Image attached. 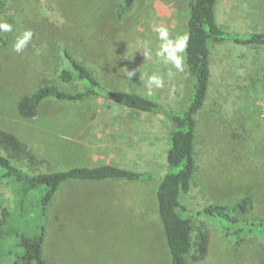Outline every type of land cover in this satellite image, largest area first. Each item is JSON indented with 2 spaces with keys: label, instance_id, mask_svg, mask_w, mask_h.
Returning <instances> with one entry per match:
<instances>
[{
  "label": "rangeland",
  "instance_id": "rangeland-1",
  "mask_svg": "<svg viewBox=\"0 0 264 264\" xmlns=\"http://www.w3.org/2000/svg\"><path fill=\"white\" fill-rule=\"evenodd\" d=\"M25 3L23 9L20 5ZM124 0H9L3 20L13 26L0 43V127L12 132L49 164L46 171L105 164L156 175L149 182H69L48 212L44 255L47 264H170L157 189L165 171L171 125L162 114L136 113L104 97L71 103L44 101L33 119L18 104L48 84L73 92L64 81L63 50L89 66L103 84L142 94L165 106H179L186 88L183 71L156 55L162 41L156 27L176 40L188 36L189 0H136L122 17ZM219 25L238 33L264 31V0H218ZM34 36L19 54L16 38ZM145 48L148 55H145ZM231 55L235 46L219 47ZM258 76L239 91L218 77L196 132L197 171L184 204L194 227L210 235L208 256L196 264H264V236L227 234L214 219L199 214L210 204L234 206L252 198L241 228L264 223V54ZM129 72L133 75H129ZM164 87L150 85L152 75ZM151 89V91H149ZM168 93V91H171ZM14 189L0 181V203L14 215ZM40 210L38 200L31 214ZM238 239V240H237ZM0 264H15L12 258Z\"/></svg>",
  "mask_w": 264,
  "mask_h": 264
},
{
  "label": "trees",
  "instance_id": "trees-1",
  "mask_svg": "<svg viewBox=\"0 0 264 264\" xmlns=\"http://www.w3.org/2000/svg\"><path fill=\"white\" fill-rule=\"evenodd\" d=\"M9 0H0V22ZM136 0H124L122 17ZM25 3L20 7L23 9ZM218 0H189L188 42L185 49L186 88L179 106H165L142 94L117 91L106 87L96 73L85 63L63 50L68 68L64 81L77 87L67 91L56 84H48L33 94L24 96L18 104V114L33 119L39 106L47 99L71 103L89 98L104 97L113 104L136 113L162 114L171 125L169 151L164 174L157 189V206L163 224L170 264H196L209 253L210 235L205 227H194L192 217L184 204V197L191 191L195 173L196 132L199 118L210 101L211 84L218 78L231 79L237 91L246 87L258 76L257 64L264 54V31L238 33L219 25ZM0 43H5L0 32ZM235 46L231 55L219 54L225 44ZM256 80V79H255ZM168 91V93H171ZM49 162L40 159L18 136L0 127V181L7 182L17 196L14 215L0 203V262L12 258L15 264H47L44 241L48 212L61 187L69 182L123 181L149 182L156 175L117 165L75 167L65 171L50 172L44 166ZM38 200L40 210L31 214L33 203ZM252 209V198L246 197L234 206L210 204L199 212L214 219L223 230L234 238L244 232L257 231L264 236V223L241 228L244 218ZM238 240V239H237Z\"/></svg>",
  "mask_w": 264,
  "mask_h": 264
},
{
  "label": "clouds",
  "instance_id": "clouds-1",
  "mask_svg": "<svg viewBox=\"0 0 264 264\" xmlns=\"http://www.w3.org/2000/svg\"><path fill=\"white\" fill-rule=\"evenodd\" d=\"M13 26L7 22H0V32H12ZM155 31L158 34V39L162 41L159 51L156 53L157 56L162 57L165 63H171L178 71H183V60L180 55L183 53L187 47L188 36L185 34L181 37H178L176 40L169 38V31L163 26L155 28ZM34 33L31 30H25L20 36L16 38V42L13 46V51L17 54L21 53L27 45L31 42ZM145 55H148V49L145 48ZM129 75L133 73L129 72ZM150 85L155 86L156 88L164 87V78L159 75H152L149 78ZM151 91V89H149Z\"/></svg>",
  "mask_w": 264,
  "mask_h": 264
}]
</instances>
